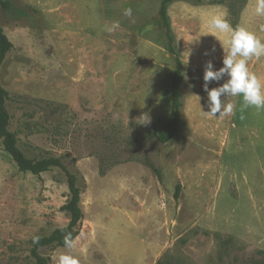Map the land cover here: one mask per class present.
<instances>
[{"label": "rangeland", "instance_id": "obj_1", "mask_svg": "<svg viewBox=\"0 0 264 264\" xmlns=\"http://www.w3.org/2000/svg\"><path fill=\"white\" fill-rule=\"evenodd\" d=\"M7 1L8 130L29 160L60 159L82 188L73 247L39 255L48 264L61 253L79 264H264V110L225 98L236 107L215 125L203 114L204 83L183 68L188 105L176 137L159 143L176 68L162 0ZM193 110L205 125H193ZM70 199L62 169L21 172L0 139V264H37L36 242L70 223Z\"/></svg>", "mask_w": 264, "mask_h": 264}, {"label": "clouds", "instance_id": "obj_2", "mask_svg": "<svg viewBox=\"0 0 264 264\" xmlns=\"http://www.w3.org/2000/svg\"><path fill=\"white\" fill-rule=\"evenodd\" d=\"M254 12L255 15L264 17V0H255ZM124 15L131 16L132 9H125ZM114 27H118V24ZM206 27L210 32L224 36L222 43L226 51L223 48L221 68L214 70L211 61H208L204 67L203 89L207 93L208 110L203 111V114L208 117H224L232 114L236 105L233 102H225V98L236 97H242L243 108L264 110V79L250 71L248 66L251 59L264 57V40L246 27H233L223 14L212 15L206 21ZM190 54L188 52V57ZM225 77L227 79L224 83L209 89L210 83H219ZM139 119L147 120V124L150 122L147 114ZM64 244L69 249L73 247L70 237L65 238ZM55 259L56 264H79V260L68 253H61Z\"/></svg>", "mask_w": 264, "mask_h": 264}, {"label": "trees", "instance_id": "obj_3", "mask_svg": "<svg viewBox=\"0 0 264 264\" xmlns=\"http://www.w3.org/2000/svg\"><path fill=\"white\" fill-rule=\"evenodd\" d=\"M175 1L177 0H162L159 12L162 25L166 29L168 39L167 50L176 59V68L172 80V111L165 129L157 137L159 143L161 144H167L176 137L182 123V110L184 107L181 89L182 83L184 81V66L180 51L176 45L174 34L172 32L170 18L168 16V7ZM229 1L231 0H189L188 2L192 4H226ZM10 8L11 3L9 1L0 0V11L2 9L9 10ZM237 17L238 13L232 9L230 13V19L233 27L237 26ZM11 48L12 43L8 40L7 36L3 32L2 27L0 26V66L5 58V55L11 50ZM6 99L7 92L0 84V139H2L5 150L11 155L19 170L21 172L31 173L38 176L47 171L50 167H59L65 172L67 177L71 199L65 206V210L71 218L70 223L65 227L55 229L49 236L37 241L32 250V256L35 258L37 264H48L47 260L41 257L38 251L41 248L51 245L64 247V241L66 237H70L73 242L77 235L76 228L83 219V211L81 209L82 188L78 185V179L76 175L71 173L60 159L46 158L37 162H32L17 147L15 138L8 130L10 117L6 108Z\"/></svg>", "mask_w": 264, "mask_h": 264}, {"label": "crops", "instance_id": "obj_4", "mask_svg": "<svg viewBox=\"0 0 264 264\" xmlns=\"http://www.w3.org/2000/svg\"><path fill=\"white\" fill-rule=\"evenodd\" d=\"M254 8L255 0H231L226 4H192L185 0H177L170 4L168 16L184 69L188 72L191 71L193 76L198 79L199 86L204 83V67L208 61L213 63L214 70L223 66L224 46L222 41L224 36L210 32L206 27V21L212 15L223 14L232 25L230 13L233 9L238 13L237 26L246 27L264 40V17L255 15ZM188 52L191 53L189 57ZM248 66L250 71L264 79V57L251 59ZM226 79L227 77L219 83L212 82L210 86H219ZM187 105L186 102L185 110ZM212 119H215V125H224L228 121L225 116H216ZM193 125H205L201 115H196L194 110Z\"/></svg>", "mask_w": 264, "mask_h": 264}]
</instances>
